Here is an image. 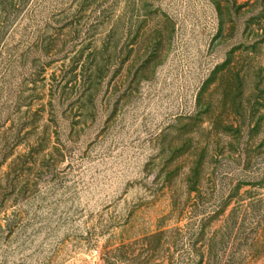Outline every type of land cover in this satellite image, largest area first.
<instances>
[{"label": "rangeland", "instance_id": "obj_1", "mask_svg": "<svg viewBox=\"0 0 264 264\" xmlns=\"http://www.w3.org/2000/svg\"><path fill=\"white\" fill-rule=\"evenodd\" d=\"M0 264H264V0H0Z\"/></svg>", "mask_w": 264, "mask_h": 264}]
</instances>
